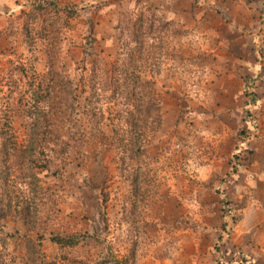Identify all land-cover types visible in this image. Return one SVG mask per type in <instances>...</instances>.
<instances>
[{
    "label": "rangeland",
    "instance_id": "1",
    "mask_svg": "<svg viewBox=\"0 0 264 264\" xmlns=\"http://www.w3.org/2000/svg\"><path fill=\"white\" fill-rule=\"evenodd\" d=\"M69 79L64 161L44 188L2 186L32 207L3 221L10 258L34 241L58 264H264V0H0V146L11 128L25 144Z\"/></svg>",
    "mask_w": 264,
    "mask_h": 264
},
{
    "label": "trees",
    "instance_id": "2",
    "mask_svg": "<svg viewBox=\"0 0 264 264\" xmlns=\"http://www.w3.org/2000/svg\"><path fill=\"white\" fill-rule=\"evenodd\" d=\"M144 20L143 17H139L135 21L132 20V27L134 29L136 28L137 31H142L146 25ZM126 55L129 56L128 53H126ZM138 61L142 63L144 62V60ZM129 64H131V62ZM50 73H56L54 67L50 68ZM123 77L121 88L124 87L123 89L126 88L127 90V82L130 80L127 69L124 70ZM135 84L136 86L143 88H146L147 86L148 92L146 95L148 97L151 96V102H156L154 89L150 86L149 82L143 80L141 75L136 77ZM57 88L58 86L51 94L49 93L48 96V101L51 100L52 103H50V111L46 113L36 112V114H32L33 116L37 115L36 124H34L33 127L28 128L29 132L26 134L28 140L26 143L22 145L19 144L15 135V130L11 128L9 132L10 135H7L6 140L2 142V145L0 146V156H6L5 159H0V264H58L56 260L50 259L46 253L42 251L38 242L34 241L29 242L25 258L19 261L17 257H9L7 251V238L3 230V221L11 215H18L27 224L31 218L32 207L25 205V203H19L18 206H15L13 205L12 200H10L8 194L2 192L3 184L5 187L11 182L15 185L13 177L17 172L19 173V171L22 175L20 179L16 176V179L21 180V184L19 183L20 185H30L31 183H28L27 181L28 179H33V182H35L38 187L44 188L40 176L44 172L50 171V164L52 161L55 159H62L68 153L70 144L65 140L64 136H66L67 132L70 130V126L74 123V116L78 114V111L82 106L79 101L80 97L78 88L72 80L69 79L66 82V98H59ZM33 99L37 102H41L43 96L36 92ZM58 100H60V102ZM62 102L65 103V105L61 106ZM130 114H132L133 119H135V115L132 112ZM88 115L91 117L92 122L96 121L95 118L97 117V114L94 113ZM144 115L145 117L149 116L154 118L155 122H160L161 113L159 106L156 107L155 112H151L150 109L146 111ZM40 121L42 122L40 123ZM2 137H4V134ZM6 141L10 142L9 145L11 146H9ZM143 143L144 141L138 140V142H134L130 145L135 156L143 153ZM124 147L126 146L124 145ZM14 158L21 159L17 165L14 162ZM63 161L64 160H61V163ZM14 185H12V187H14ZM15 188L16 187L13 189ZM51 241L60 247H66L79 244L81 238H74V236H55Z\"/></svg>",
    "mask_w": 264,
    "mask_h": 264
}]
</instances>
